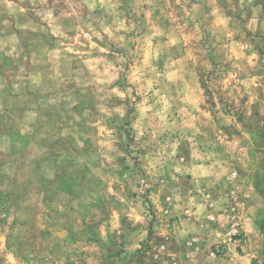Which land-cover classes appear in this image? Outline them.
<instances>
[{"label": "rangeland", "instance_id": "374dc122", "mask_svg": "<svg viewBox=\"0 0 264 264\" xmlns=\"http://www.w3.org/2000/svg\"><path fill=\"white\" fill-rule=\"evenodd\" d=\"M263 137L264 0H0V264H224Z\"/></svg>", "mask_w": 264, "mask_h": 264}, {"label": "crops", "instance_id": "0c3cea01", "mask_svg": "<svg viewBox=\"0 0 264 264\" xmlns=\"http://www.w3.org/2000/svg\"><path fill=\"white\" fill-rule=\"evenodd\" d=\"M258 149L263 154V163L250 169L247 175L244 176V174L237 171L238 164L231 161V159L223 160L216 170L205 171L210 172L209 175L212 174L211 178L213 180L206 187L199 188V191L205 189V192L209 193L208 196H205L213 203L212 210H217L228 199L224 197L221 191L215 192L216 188L211 190L208 186L215 185L217 183L214 182L222 180L231 186L237 187L234 203L231 204L230 202V204L238 208L239 211L244 212L245 216L240 227L242 233L236 236L234 241H229L226 238L222 239L226 241L224 247L228 250L226 254L229 255L227 260L223 262L224 264H264V137L261 139ZM233 172H237L236 177L231 176ZM206 210L207 205L201 202V205H198V211L205 212ZM204 227L202 224L199 225L200 233L205 231ZM217 232L216 230V234ZM217 236L220 235H216V241L219 240ZM204 252L201 248L200 252L195 254L197 263L222 264L220 256L209 255Z\"/></svg>", "mask_w": 264, "mask_h": 264}, {"label": "built area", "instance_id": "2783aa9c", "mask_svg": "<svg viewBox=\"0 0 264 264\" xmlns=\"http://www.w3.org/2000/svg\"><path fill=\"white\" fill-rule=\"evenodd\" d=\"M240 224H241V219H233V222H232V232L233 234H238L240 231H239V228H240Z\"/></svg>", "mask_w": 264, "mask_h": 264}, {"label": "clouds", "instance_id": "9594fccd", "mask_svg": "<svg viewBox=\"0 0 264 264\" xmlns=\"http://www.w3.org/2000/svg\"><path fill=\"white\" fill-rule=\"evenodd\" d=\"M9 259H11V257H9Z\"/></svg>", "mask_w": 264, "mask_h": 264}]
</instances>
